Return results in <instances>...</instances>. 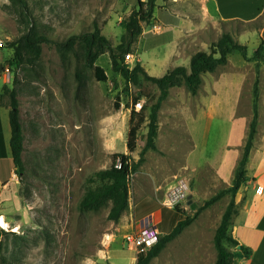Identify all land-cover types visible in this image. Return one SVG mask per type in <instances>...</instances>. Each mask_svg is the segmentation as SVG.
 <instances>
[{
	"label": "rangeland",
	"instance_id": "obj_1",
	"mask_svg": "<svg viewBox=\"0 0 264 264\" xmlns=\"http://www.w3.org/2000/svg\"><path fill=\"white\" fill-rule=\"evenodd\" d=\"M24 1L23 7L13 0H0V40L4 42L0 48L1 127L6 134L11 132V98L4 92L8 87L17 92L25 137L22 175L12 179V161L0 160L1 177L11 179L4 185L0 182V214L10 225L9 229L0 225L5 230L0 239V264H137L135 253L125 241L133 228L132 214L135 229L153 218L162 236L169 234L179 221L193 219L149 264H215L214 236L232 197L227 194L198 212L220 190L203 197L204 187L196 190L194 183L205 168L202 161L207 151L215 153L221 139L219 129L234 111L252 104L248 95L237 98L238 90L231 85L232 81L247 89L248 80L252 79L248 68L241 67L248 64L243 55L236 51L229 55L228 64L205 73L197 95H192L184 83L169 89L158 112L155 148L147 149L141 160L149 114L160 97V88L143 74L133 82L114 72L110 51L96 62L108 77L107 81H99L95 69L85 62L80 42L70 52L62 50L61 44L72 36L93 32L98 26L116 49L128 41L123 23L138 8L139 1L145 0ZM205 1L157 0L154 18L149 23L142 22L143 30L161 32L160 26L165 31L175 23L178 32L188 33L190 24L200 21V8ZM165 14L171 18H164ZM263 27L264 16L250 23H221L208 18L202 31L206 44L200 47L210 52L211 44L227 32L238 42H242L238 40L242 36L248 55L253 56L264 39ZM29 32L44 35L48 41L41 44L39 59L31 61L32 54L24 52L25 60L18 64L15 48L9 43L21 40ZM139 40L140 37L131 44L129 52L138 63L147 66L156 56L142 49ZM170 49L172 44L166 41L160 54ZM6 68L10 70L8 76L4 75ZM171 69L147 73L162 77ZM223 78L227 79V87L214 101L216 83ZM260 86L264 104V73ZM138 101L143 104L139 112L144 114L145 123L138 131L136 150L130 152L127 140ZM207 125L211 126L208 137L204 132ZM204 141L207 143L203 147ZM114 153H126L133 164L138 163L130 179L129 209L117 222L108 219L110 204L99 211L79 208L90 186L86 179L109 168ZM176 178L190 183L192 206H162L161 201Z\"/></svg>",
	"mask_w": 264,
	"mask_h": 264
},
{
	"label": "trees",
	"instance_id": "obj_2",
	"mask_svg": "<svg viewBox=\"0 0 264 264\" xmlns=\"http://www.w3.org/2000/svg\"><path fill=\"white\" fill-rule=\"evenodd\" d=\"M21 6H25L24 0H13ZM157 0L139 1L136 8L129 16V19L123 23L127 30L128 41L119 45L116 49L112 47L111 42L101 33L97 26L95 31L86 33L81 36H72L65 43L61 44L62 50L73 51L78 42L82 44L85 62L89 67L95 69L96 77L99 81H107L108 77L99 65H96L99 57L106 51H110L112 67L114 72L120 74L127 81L137 82L140 74H143L147 80L155 83L161 91L158 101L152 105L149 114L147 143L141 153V160L147 149L155 148V140L158 135V112L162 102L167 98L169 89L185 84L187 90L192 95H197L203 83V75L212 73L218 67L228 63L229 55L238 51L248 62L256 63V75L252 86V108L253 120L251 123L249 136L244 146L242 155L235 168L234 178L230 187L224 188L207 199L198 212L208 208L219 201L227 194L231 195V201L228 204L221 224L216 230L214 236V245L217 250V259L215 264H235L238 253L245 256L251 254V249L240 245L233 233V219L238 212L236 196L238 192L245 187L248 182L247 165L250 154L254 146L255 136L257 134V124L260 116V66L264 58V39H262L253 56H248V48L245 44L236 41L230 33H223L217 42L211 44L210 52L198 51L192 55L189 68L177 66L168 70L162 77L151 76L142 67L140 63L130 69L126 66L124 59L129 53L131 44L137 40L142 32V22L149 23L153 18ZM48 41L44 35L33 34L31 32L9 45L15 48V60L18 64L24 62V52L32 54L31 61L37 60L42 54L41 44ZM4 92L11 98L9 120L11 127V156L17 175H22L24 171V132L20 115V105L17 99L15 89L5 87ZM145 123V116L142 112H134L131 116V127L128 134L127 147L130 152L137 148L138 131ZM138 163L131 162L130 155L126 153H114L112 163L109 168L99 170L86 179L89 186L86 193L79 202V208L82 211H99L110 204L108 219L119 221L122 215L129 209L130 203V179ZM192 206V205H191ZM178 209V207L176 208ZM192 218L179 221L169 234L161 235L159 241L145 254L138 257L137 264H149L150 261L157 257L166 245L176 238L187 226L192 223ZM5 232L0 227L1 235ZM235 250V251H234Z\"/></svg>",
	"mask_w": 264,
	"mask_h": 264
},
{
	"label": "crops",
	"instance_id": "obj_3",
	"mask_svg": "<svg viewBox=\"0 0 264 264\" xmlns=\"http://www.w3.org/2000/svg\"><path fill=\"white\" fill-rule=\"evenodd\" d=\"M170 1L172 0H168V2ZM261 16H264V0H206L204 6L200 8V21L198 23H191V28L186 30L188 33L185 31L183 34L181 33L183 31H179V33L176 29L177 25L175 23L172 25L174 28L170 27L169 29H165V31L160 26V29L162 30L161 32H155L152 31V29L144 28L140 36L139 46H141L142 49L152 51L155 54L156 59L148 62L147 66H149V68L143 64L142 65L148 73L151 71L157 72L162 68H175L177 66L187 67L190 64L192 55L203 50L200 45L202 43L206 44L203 41V39L205 40V34L202 31L204 26L207 25L208 18L217 20L221 23L237 20L250 23ZM163 17L171 18L170 14H165ZM167 38H169V40H166ZM241 39H243L242 36L238 39L239 41H242L240 43L246 44L245 39ZM166 41H168L169 44H172V49L164 50L162 54H160L159 49ZM203 51L207 50L205 49ZM248 56L251 57L250 55ZM244 62L248 63L247 66L241 64V67H244L242 68L244 70L248 68V73L251 74L252 79L251 81L248 80L249 86L247 89H242L239 86L240 83L235 86L236 84L231 81V85H234L238 90L237 98L241 95H245V97L248 95L250 98L252 97V86L256 75V64L253 66L250 64L251 62H248L245 59ZM263 73L264 58L260 66V74L262 77ZM262 77L260 79V84ZM226 80L227 79L223 78L222 80L217 81L216 93L213 98L214 101L215 99H219L224 93L223 90L227 87ZM262 95L263 92L260 86V116L258 119L254 146L247 165L248 182L236 196L238 212L233 219V233L235 238L239 241L240 245H244L251 249V254L247 257L243 253H238V256L235 259V264H264V104L262 103ZM215 106H217V104H215ZM245 107L247 108L244 110L234 111L230 119L227 120L228 122L222 125L224 127L219 129L221 139L218 140L215 153H209L207 151L205 159L202 161V166L204 164L205 168L200 172V178L195 180L194 189L198 190L200 189L199 186L202 185V187H204L203 192L201 193L203 197H208L207 195L213 194L215 191H219L232 185L235 168L241 158L253 120L252 104H248ZM215 112H218V110L215 109ZM210 114L209 117L213 118V114ZM1 122L2 116L0 109V160L9 159L12 161L13 168L10 171V176L15 180L17 174L11 156V132L6 134L4 128L2 129L1 127ZM218 127L220 126L218 125ZM210 129L211 126L207 125L204 127V132L207 137ZM205 143H207V141H204L203 147ZM9 180L11 179L2 178L0 175V182L2 185H4V183H9ZM192 204L193 195L192 200H188L181 207L187 208ZM134 222L135 219L132 214L131 223L133 228L131 232L143 228L140 223V227L135 229Z\"/></svg>",
	"mask_w": 264,
	"mask_h": 264
},
{
	"label": "built area",
	"instance_id": "obj_4",
	"mask_svg": "<svg viewBox=\"0 0 264 264\" xmlns=\"http://www.w3.org/2000/svg\"><path fill=\"white\" fill-rule=\"evenodd\" d=\"M4 46V42L0 40V48ZM124 62L126 66L132 69L137 63V59L133 53H127L125 55ZM10 72L9 68H6L4 75L8 76ZM143 107V104L138 101L135 103V110L139 112ZM191 193L190 183L182 178H176L174 185H172L164 198L161 201L162 206L168 209H176L181 207L189 200ZM161 233L159 232L157 225L154 224L153 218L146 220V224L140 230L131 232L125 236V241L128 249L135 253V259L147 251L159 241Z\"/></svg>",
	"mask_w": 264,
	"mask_h": 264
},
{
	"label": "bare ground",
	"instance_id": "obj_5",
	"mask_svg": "<svg viewBox=\"0 0 264 264\" xmlns=\"http://www.w3.org/2000/svg\"><path fill=\"white\" fill-rule=\"evenodd\" d=\"M0 225L4 229H9L10 225L4 215H0ZM16 227V226H15ZM15 229H18L17 227ZM19 230V229H18ZM14 231V230H13Z\"/></svg>",
	"mask_w": 264,
	"mask_h": 264
},
{
	"label": "water",
	"instance_id": "obj_6",
	"mask_svg": "<svg viewBox=\"0 0 264 264\" xmlns=\"http://www.w3.org/2000/svg\"><path fill=\"white\" fill-rule=\"evenodd\" d=\"M189 200H192V195H189Z\"/></svg>",
	"mask_w": 264,
	"mask_h": 264
}]
</instances>
